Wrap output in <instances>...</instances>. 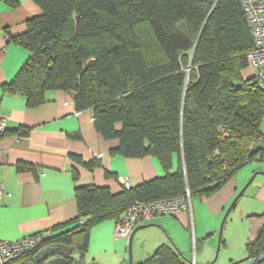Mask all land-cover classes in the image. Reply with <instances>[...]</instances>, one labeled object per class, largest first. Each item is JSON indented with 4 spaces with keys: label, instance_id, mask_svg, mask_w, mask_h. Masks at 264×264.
Masks as SVG:
<instances>
[{
    "label": "trees",
    "instance_id": "obj_1",
    "mask_svg": "<svg viewBox=\"0 0 264 264\" xmlns=\"http://www.w3.org/2000/svg\"><path fill=\"white\" fill-rule=\"evenodd\" d=\"M33 1L41 13L13 38L30 55L4 91L23 94L31 106L44 101L47 89L74 91L76 110L92 111L102 137L119 141L114 153L155 156L165 175L118 193L77 188L76 224L6 264H85L96 223L117 220L136 201L187 189L191 197L209 195L262 160L264 147L256 143L264 92L243 73L253 42L239 0ZM141 25L157 56L136 33ZM246 251L250 258L264 251V226ZM143 264L185 263L163 245Z\"/></svg>",
    "mask_w": 264,
    "mask_h": 264
},
{
    "label": "crops",
    "instance_id": "obj_2",
    "mask_svg": "<svg viewBox=\"0 0 264 264\" xmlns=\"http://www.w3.org/2000/svg\"><path fill=\"white\" fill-rule=\"evenodd\" d=\"M40 13L33 0H0V117L6 122L0 138L3 242L37 232L53 236L72 227L79 187H107L118 193L124 180L136 187L165 175L155 156L114 153L119 141L102 137L91 111L76 110L74 91L47 89L44 101L36 106L28 105L21 93L4 91L3 85L15 77L30 55L13 38L26 31L27 19ZM243 73L252 76L249 67ZM260 131L256 144L264 147V121ZM177 167L174 155L171 171ZM260 172H264V155L262 160L247 163L213 193L192 196L188 209L138 229L133 235V264H143L163 245L172 247L185 264H238L251 259L246 245L264 226V173ZM254 173L220 233L225 210ZM115 222L106 219L91 227L85 264H128L129 236L116 235Z\"/></svg>",
    "mask_w": 264,
    "mask_h": 264
},
{
    "label": "built area",
    "instance_id": "obj_3",
    "mask_svg": "<svg viewBox=\"0 0 264 264\" xmlns=\"http://www.w3.org/2000/svg\"><path fill=\"white\" fill-rule=\"evenodd\" d=\"M246 17L253 46L247 54L248 66L259 89L264 92V0H239ZM222 133L223 128H219ZM6 122L0 117V138L5 133ZM125 189H130L127 180L122 182ZM4 190L0 185V198ZM191 194L187 189L181 196L159 199L151 202L136 201L130 205L115 222L118 236H129L139 223H154L163 216H175L190 206ZM44 235L37 232L14 242L0 241V264L14 260L28 253L42 243Z\"/></svg>",
    "mask_w": 264,
    "mask_h": 264
},
{
    "label": "water",
    "instance_id": "obj_4",
    "mask_svg": "<svg viewBox=\"0 0 264 264\" xmlns=\"http://www.w3.org/2000/svg\"><path fill=\"white\" fill-rule=\"evenodd\" d=\"M194 53V50L192 52V54ZM190 69V66L188 67L187 71H189ZM260 173H264V172H260ZM256 176V173L252 174V176L249 178V180L246 182V184L241 188V190L237 193V195L234 197V199L232 200V202L230 203V205L228 206L224 216H223V219H222V222H221V227H220V233H221V230H222V227H223V224H224V221L228 215V213L230 212L231 208L233 207V205L236 203V201L239 199V197L244 193V191L246 190V188L249 186L250 183H252L254 177ZM152 225H155V223H144V224H141L139 226H136L130 233L129 235V247H128V253H129V264H132V242H133V235L134 233L138 230V229H141V228H145V227H148V226H152ZM264 261V251L262 253H260L259 255H257L256 257L254 258H251L249 260H245L241 263H238V264H259L260 262Z\"/></svg>",
    "mask_w": 264,
    "mask_h": 264
},
{
    "label": "rangeland",
    "instance_id": "obj_5",
    "mask_svg": "<svg viewBox=\"0 0 264 264\" xmlns=\"http://www.w3.org/2000/svg\"><path fill=\"white\" fill-rule=\"evenodd\" d=\"M136 33L139 35V36H141L142 38H144V42H145V46H146V50H147V52H148V54L151 56V57H154V56H157L158 55V53H159V49H158V47L156 46V44H155V42H154V40H153V37H152V35L150 34V32H148L147 31V29L143 26V25H141V26H137V28H136ZM92 112V111H91ZM241 198V197H240ZM239 198V199H240ZM238 199V200H239ZM227 210V209H226ZM226 210H225V212H226ZM225 214V213H224ZM224 214H223V216H224ZM222 219H223V217H222ZM227 219V218H226ZM222 221V220H221ZM227 221V220H226ZM220 225H221V223H220ZM219 229H220V226H219ZM127 254H128V256H129V253H128V247H129V239L127 240ZM48 249V247H44L43 249H41L40 251H39V253L38 254H40L41 256L44 254V252L45 251H48L47 250ZM134 258H133V243H132V264H133V260ZM128 264H129V262H128Z\"/></svg>",
    "mask_w": 264,
    "mask_h": 264
}]
</instances>
